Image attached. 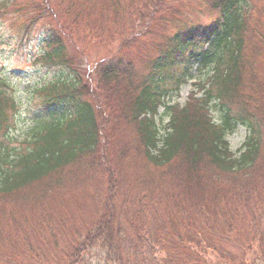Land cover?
I'll return each instance as SVG.
<instances>
[{
    "label": "trees",
    "instance_id": "1",
    "mask_svg": "<svg viewBox=\"0 0 264 264\" xmlns=\"http://www.w3.org/2000/svg\"><path fill=\"white\" fill-rule=\"evenodd\" d=\"M11 2L6 0L1 5L6 10ZM17 2L20 31L28 33L37 24L43 25L47 51L41 67H57L65 77L46 83L31 96L33 108L44 117L36 124L44 125L31 135L25 148L12 156L9 146L17 125L18 103L9 92L8 75H2L1 204H28L31 211L33 203L37 208L41 202L50 201L57 184L58 189L70 182V186L77 181L83 183L86 175L77 171L81 165L99 170L94 183L99 193L81 219L77 213L75 218L69 212L58 216L54 211L53 219L37 227L38 232L41 228L42 233H48V238L40 232L34 236L33 225L28 226L35 244H30L29 234L19 238V258L13 253L11 257L2 255V262L264 264V80L251 69L255 52L247 53L250 47L264 44V21L259 14L264 0H207L208 21L191 17L189 10L173 11L161 0H125L115 15L122 22L107 26L115 27L119 36L133 31L124 40L127 45L134 42V28L143 27L145 39H157L159 43L151 52L147 49L144 57L129 56L122 45L116 55L110 58L108 51L92 66L86 63V53L81 49V41L86 40L81 32L84 28L93 32L94 26L88 20L81 24L83 17L77 18L72 3L57 8L45 0ZM85 4L93 15L94 0ZM191 60L198 61V72L207 77L199 88L204 94L183 107L168 106L165 115L170 122L159 134L152 118L145 114H154L162 96L175 92L179 82L187 78ZM138 61H143L146 68L135 83ZM180 66L182 73L176 75L175 69ZM113 84L125 97V118L134 127L143 156L151 166L142 178L128 179L131 162L116 158L123 154L120 148L111 155L109 145L107 148L101 143L106 129L99 122L103 107L98 102ZM247 87L254 89L246 91ZM212 107L219 113V123L213 121ZM238 126L244 127L247 136L239 154L234 155L226 138ZM160 140L164 142L158 148ZM103 176H109L113 186L107 188L106 198L100 199ZM38 185L42 188L35 191ZM25 188L32 189L27 197L9 198ZM125 188L132 189L137 222L123 216L113 196ZM74 189L76 199L80 200V192L87 201V190L82 191L81 186ZM81 230H85L84 235ZM23 233L17 230L15 236ZM217 244L232 251L223 252ZM146 247L152 248L150 255ZM157 247L165 255L161 261L156 259ZM215 247L221 256H213ZM187 255L196 258L184 257Z\"/></svg>",
    "mask_w": 264,
    "mask_h": 264
},
{
    "label": "rangeland",
    "instance_id": "2",
    "mask_svg": "<svg viewBox=\"0 0 264 264\" xmlns=\"http://www.w3.org/2000/svg\"><path fill=\"white\" fill-rule=\"evenodd\" d=\"M5 1L6 0H0V10L2 12L0 15V74L8 75L10 84L16 88L13 96L20 99L21 103L23 104L22 115L16 122V129L13 131V134L18 136V141L16 142V140H14V143L10 142L9 146L11 155L15 156L24 147H26V138L31 136L37 130H41L42 126L44 125L43 123L39 122L36 124V120L44 119V117L35 110V107L33 108L34 104L30 103L31 96L36 95L35 92H37V89L43 87L46 83L55 81L59 78H64L65 74L57 67L42 68L41 61H37V56H42L46 52L45 49L41 50V45H43L45 37L42 29L43 25L37 24L36 26L32 27L29 31H33L31 37L27 39L29 32L23 33L19 30L20 21L18 20V16L15 14L16 6L18 5L17 0H12L10 6L6 10L1 5V3ZM21 1L25 2L26 0ZM45 1H50V4L57 8H62L63 4L66 5L72 3L74 5V10H76L77 18L81 15L83 17V19H80L81 24H83L85 20H88L90 21V24L94 26L93 32L88 28H84L83 32L80 31L82 33V38L86 39L85 41H81L83 42L81 44V49L86 53V63H88L90 66L104 58L108 51L110 58L116 55L118 49L122 45L123 49L130 53L129 56L144 57L145 51L147 49H149L151 52V49L157 43H159V40L157 39H145L143 30H146V28L143 27L134 28V42L127 45V42L124 40L129 39L133 35V31L130 30L124 33L123 36H119L116 34L115 27L112 29V27L107 26V24H111L112 22H122L120 19H116L115 15L117 14L118 5L125 4V0H94L95 7L93 10V15L89 14L88 7L85 4L89 0ZM161 2L164 6L171 8L173 11H179L182 9L189 10L190 16L193 18L203 17V19L206 21L210 19L209 15L207 14V0H161ZM77 7L80 9L81 13L78 11ZM259 11L260 18L264 21V4H260ZM63 15L66 16L64 13ZM80 27L83 28L81 25ZM139 49L142 51H139ZM249 51L247 52L249 55H251L252 52H255V55L253 56V63L250 64L253 73L260 75V79L264 80V44L250 47ZM136 64L135 83L138 82V78H140L145 71V63L143 61H138ZM204 76L205 74L198 75L196 77V81H198V83H200V81L204 82L207 78ZM193 87L194 85L188 82L182 86L177 98L175 95L171 98L175 99V102L183 103ZM119 88L125 92L121 84L119 85ZM253 89L254 87H247L246 91L251 92ZM198 96H200V93ZM124 101V95L121 94L118 89H116L115 84L109 86V92L106 96L105 94L101 95V99L98 103L99 107H103V109H101L99 114V122L106 129L104 133L105 138L103 141H101V143L103 142V147L108 148L109 145L111 155L113 152H115L116 148H120L123 154H119L116 156V158H127L126 162H129V164L131 162V165H128L130 173L127 175L128 179L137 176L138 178H142L147 174L145 172L148 170V167L151 166L143 156L134 127L125 118L128 115V109H124ZM110 106L112 107V110L109 109ZM211 110L213 117L217 119L219 117V113H217L215 108H211ZM246 136L247 131L244 129V127L238 126L232 135L227 137L230 149L232 152H234V154H239L238 152L242 147ZM261 153L264 155V140L261 144ZM104 154L105 151L103 152V155ZM88 168L89 167L85 165H81L77 168V171H80L79 174L86 175L85 181L83 183L77 181L76 184L70 186V182V184L66 186H59L58 189L57 184L50 201L41 202L40 206L37 208L34 207L35 205L33 203V208H30L31 211L28 209V207L31 205L27 206L28 204H23L22 206L18 207L11 204L2 205L0 199V258L2 255H9L11 257V253H13V256H15L17 253H21L22 244L20 243L19 238L25 237L28 234L31 238L30 244H35V240H33L32 229L28 226L33 225L34 236H37L40 232V234L43 235V238H48V233H42L41 228L38 232L37 227L42 226L43 222L53 219L52 216L54 215V211H56L58 216L64 212L71 213V215L75 218L77 217V213L79 214L80 219L86 216L91 205L89 202L99 193V188L94 186V183L95 178L98 179L100 175L98 169ZM102 182L104 184L102 185L100 199L103 197L106 198L107 194L105 193L107 188L109 189L113 186L112 179L109 176H103ZM80 186L82 187V191L87 190L85 193L87 201L83 198L82 193L80 192L78 193L80 200L75 198L77 189L75 190L74 188ZM41 188L42 186L38 185L34 188V190L39 191ZM56 190L57 195L55 194ZM31 191L32 189L25 188L15 192V194L9 198L15 200L18 195H23L24 198L27 197ZM131 193V188L129 191H127V188H125L122 193H120V195L117 196V194L114 193L113 196L117 197V202L120 208L123 209V216L125 215L130 220L136 221L134 217V203L132 201ZM68 199H70V203L67 202ZM70 205L72 209H70ZM44 208L45 211L43 210ZM29 223L30 225H28ZM17 230L24 231V233L19 235V237L17 235L15 236V232H17ZM81 231L83 232L81 235H84L85 230ZM237 231L239 232V230ZM61 233L64 237L65 230H62ZM132 236L135 237L133 233ZM243 236L244 235H242V237ZM243 241L246 243L245 240ZM163 245L164 244H162L160 247L163 248ZM160 247L155 248L157 257L156 259L158 261H161L162 257H165L164 253L161 252ZM216 247L221 249L223 252L232 251L226 247L220 248V245L218 244ZM216 247L214 248L215 250L213 249V256H221ZM165 248L167 251V243L165 244ZM145 251L148 252V255H150L152 248L146 247ZM19 256L20 255H16L17 258H19ZM184 257L196 258L195 255H187ZM210 257L212 258V256ZM246 257L250 256L246 254ZM2 261H4V259H0V263L4 264ZM92 264H95V260ZM198 264H202V262L198 261ZM258 264L261 263L259 262Z\"/></svg>",
    "mask_w": 264,
    "mask_h": 264
}]
</instances>
